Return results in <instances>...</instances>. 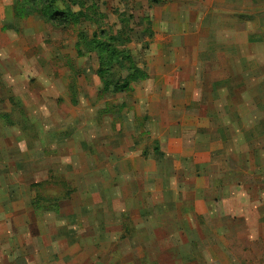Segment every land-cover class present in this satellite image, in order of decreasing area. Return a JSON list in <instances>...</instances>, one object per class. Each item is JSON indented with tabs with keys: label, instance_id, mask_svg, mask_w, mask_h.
<instances>
[{
	"label": "rangeland",
	"instance_id": "obj_1",
	"mask_svg": "<svg viewBox=\"0 0 264 264\" xmlns=\"http://www.w3.org/2000/svg\"><path fill=\"white\" fill-rule=\"evenodd\" d=\"M54 1L0 0V264L264 262V0Z\"/></svg>",
	"mask_w": 264,
	"mask_h": 264
},
{
	"label": "trees",
	"instance_id": "obj_2",
	"mask_svg": "<svg viewBox=\"0 0 264 264\" xmlns=\"http://www.w3.org/2000/svg\"><path fill=\"white\" fill-rule=\"evenodd\" d=\"M27 1L28 4L31 6V8L43 12V16L45 17V19L57 27L60 28L66 27L70 23H74L78 20L77 16L72 14L70 11L58 9L54 0H27ZM96 46L99 48L100 53L107 54L108 56L107 58H112L114 60L115 58H117V56L114 54L119 55V53L116 52L115 48L107 47L106 44L98 43ZM105 59L103 58L102 60L105 63H101V64L107 65ZM99 74H104V72L100 71ZM127 88H128L127 81H125L121 86H116V89L119 90H124Z\"/></svg>",
	"mask_w": 264,
	"mask_h": 264
},
{
	"label": "crops",
	"instance_id": "obj_3",
	"mask_svg": "<svg viewBox=\"0 0 264 264\" xmlns=\"http://www.w3.org/2000/svg\"><path fill=\"white\" fill-rule=\"evenodd\" d=\"M255 263H257V264H264V262H254L252 264H255ZM239 264H242V262H239ZM244 264H251V263L250 262H245Z\"/></svg>",
	"mask_w": 264,
	"mask_h": 264
}]
</instances>
